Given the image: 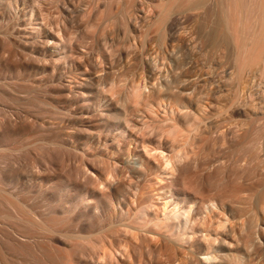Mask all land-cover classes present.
<instances>
[{
	"label": "bare ground",
	"instance_id": "bare-ground-1",
	"mask_svg": "<svg viewBox=\"0 0 264 264\" xmlns=\"http://www.w3.org/2000/svg\"><path fill=\"white\" fill-rule=\"evenodd\" d=\"M33 1L37 6V0ZM155 2L156 24L168 32L160 42L178 52L163 51L142 61L138 54L128 56L137 69L141 65L142 73L131 79L132 90L126 99L115 97L113 86L106 91L111 94L109 99L102 98L104 90L95 97L91 93L90 104L86 97L89 85L80 82L79 94L71 101L66 99V86L59 84L53 88L58 98L45 102L23 96L14 82L0 84V100L6 103L0 109V154L4 145L31 131L34 125L28 120L43 114L42 104L51 111H58L57 105L77 104L79 112H73L82 115V123L92 124L94 117H100L107 132L89 135L96 149L89 163L76 166L75 162L70 174L57 171L55 158L67 161L71 151L67 158L69 153L56 157L51 150L52 155L39 151L41 157L34 158L41 163L39 171L36 168L39 173L35 161V166L28 163L34 174L43 177L38 186L10 193L0 185V264H264V0ZM183 19L193 27L194 36L206 32L205 28L210 30L198 41L178 39L173 31ZM244 22L251 25L244 26ZM50 32L43 29L45 42L42 50L37 49L46 55L51 49L47 44L61 37ZM199 44L209 51L202 47L199 51ZM71 52L73 57L80 55L75 46ZM110 60L109 70L104 61L101 66L106 70L97 63L85 67L90 74H99L89 79L93 88L115 83L113 70L122 53L111 55ZM165 63L171 65L168 70ZM73 64L79 70L83 65ZM82 97L87 98L86 104H80ZM91 128L96 131L99 123ZM22 159L26 162L28 158ZM23 197L33 203L39 200L42 206L38 211L29 209L32 203L27 205Z\"/></svg>",
	"mask_w": 264,
	"mask_h": 264
},
{
	"label": "rangeland",
	"instance_id": "rangeland-1",
	"mask_svg": "<svg viewBox=\"0 0 264 264\" xmlns=\"http://www.w3.org/2000/svg\"><path fill=\"white\" fill-rule=\"evenodd\" d=\"M89 1H90V3H89ZM155 1L156 0H83V1L82 0H37V6H34L36 3L33 0H2V1L0 0V15H1L0 16V82H1L0 84L3 85L6 82L13 84L12 82H14V83H16L14 85V88L17 87L15 89L17 91H20L21 93H23L24 94V95L22 94L23 96H26V94H27V96L30 99L32 97L36 96L41 101L43 100L45 102H47L48 100H51V99L54 100L56 97L58 98V95L55 93L53 88L55 86H58L59 84L66 86V88L68 89V92L66 93V95H67L66 99L68 101H71L72 100L71 97L73 98L75 96L74 94H79L78 88L80 87L81 83H83L85 85H87V84L89 85L88 86L89 96L86 95V97H89L88 103H90V104H92V101H93L92 100L93 94L95 97V95L96 94L98 95L101 90L102 91L104 90V93L101 91V93H103V96L101 95L102 98L107 97L109 99L111 94H109L110 92L109 93H107V92H108V90L110 91V89L113 86L115 87V92H116L115 97L119 98L118 96H121L122 99H124V97L126 95L127 96L130 95L129 90H132V88H131L132 84L131 83L133 80H131V79H134L137 76V74L139 75L142 73V69L140 68L141 65H139L138 69H137L134 66V62L129 60L130 58H128V56H131V54L132 55L138 54L139 57L141 58V61H142L143 59L156 58L157 56L160 55V52H163V51H164V53L169 51L168 52L169 54L172 52L173 53L178 52L177 51L178 48H176L177 52H174L175 48H173L174 50L172 51L171 50L172 48L168 49L163 44H161L164 41L165 35H167L168 32L165 33L163 31V28H161L158 24H156V21H158V13H157L158 9L156 10V8L154 7V5H156V4H154V3H156ZM71 2L73 4L75 3V5L77 4L78 6L76 5L74 7ZM131 2H133V3H131ZM7 3L8 4L10 3V5H8ZM68 6H69L70 10L68 9ZM129 9H131V10H129ZM217 12H218V10H217ZM35 13H36V15H34V18H33V14H35ZM64 15H66V18ZM141 16H143V17H141ZM19 17H21L20 18L21 20L19 19ZM72 17L74 20L72 19ZM23 18L25 20H23ZM29 18H31V19L29 20ZM37 18H40V19H38L39 22H38ZM68 18L71 20H69ZM32 19H34L35 21L34 20L32 21ZM17 20L19 23H17ZM30 21H32V22H30ZM41 21L46 22V24L44 25ZM135 21H136V23H135ZM151 21H154V22H151ZM182 21L184 23H186L187 25L184 24ZM182 21H181V25L179 24V26H177L175 28V30L173 31L175 36L178 39L182 38V39L186 40L185 38H187V40H188V38H189L190 41L191 40L192 41H198L199 38L202 36V34L204 35V33L206 34L207 31L210 30V28L209 29L205 28V30H207L206 32L204 31V33H201V35H200V32H198L196 34V36H194L195 31H194V29L192 30L193 27H189L190 26V25L188 26L189 23L187 21H185L184 19ZM208 21L211 22V20H208ZM26 22H27V25H26ZM40 22H41V24H39ZM207 23H209V22H207ZM244 23H246V22H244ZM19 24H20V26H19ZM72 24H74V25L72 26ZM247 24L251 25V23H246L244 26H247ZM46 25H47V27H46ZM151 25H152V27H151ZM209 25H211V23ZM207 26H208V24H207ZM26 27H28V28H26ZM24 28H26V29H24ZM39 28H42V31H41V29L39 30ZM67 28H68L69 32H67ZM20 29H22V31ZM43 29L46 31H49V32H50V29H51V32L56 31L55 33L52 34V35H54V37L56 35L59 37L61 36L60 37L61 41L59 38H56L55 42L50 41V43L51 42L52 43L47 44L49 47H51L50 54H47V55L41 51L42 47L44 45V42H45L43 35H41L43 33ZM129 29H130V31H129ZM19 30H20V32H19ZM8 31H9V33H7ZM148 31H149V33H148ZM39 32H41V33H39ZM58 32H61L62 35ZM13 33H15V34H13ZM67 33L70 36H68ZM72 33H73V35H72ZM4 34H6V35L4 36ZM58 34H60V35H58ZM63 35H65V36H63ZM3 36H4V38H3ZM145 36H146V40H145ZM190 36H191V38H190ZM12 38H14V39H12ZM66 38H67V40H66ZM17 39H19V40H17ZM62 39L63 40L65 39L63 42H65V41L68 42L70 39H72V40H70V42H68L69 47H67L68 43L66 44V42H65V44H66V46H65V44L62 42ZM71 41L74 42L73 45L75 47H77L79 52H80V55H78L79 57L74 56V57H77L75 59H74L73 55L71 56V53H72L71 48L74 47L73 45H71L72 44ZM160 41H162V42H160ZM57 42H58V44H55V45L53 44V43H57ZM32 43H34V44L32 45ZM106 43L109 44L108 45L109 47H107V48H106V46H107ZM60 44H61V46H59ZM50 45H52V46H50ZM197 47H198L199 51L202 48L205 51H207L206 49H208V51H209V48L203 47L200 44ZM37 49H41V50L37 51ZM97 49H98V51H97ZM66 50H67V52H66ZM106 50H107V52H106ZM131 50H133V51H131ZM54 51H55V53H54ZM87 51H88V53L90 52L89 53L90 55L86 54ZM16 52H18V53H16ZM83 53H84V56H81V55H83ZM107 53L109 54V58H108ZM121 53H122V60H121L120 64L117 65L118 67L116 66V68L113 70L116 72L114 75L116 77V78L114 77V80H116V81H114L115 83H113V85H111V83H106V84L102 85V87H94L93 88V86L89 84V81H90L89 79H93V77L96 78V76L99 74H97V75L95 73L90 74V70L87 71L86 68L90 69L91 64L97 63V65L99 67L102 68L104 66L107 70H109L111 68V65H110L111 60L109 61L111 55L121 56ZM157 53H159V54H157ZM106 54H107V56H106ZM154 54H155V56H154ZM69 56H71V57H69ZM93 56H94V58L90 59ZM72 57H73V60H71ZM81 58L85 62L80 60ZM84 58H86V59H84ZM96 58L98 59V61ZM101 59H103L104 63ZM57 61L58 62L60 61V63H58ZM73 61H74V63L77 62V63L83 64L82 67L80 68V70L74 66ZM80 61H82V62H80ZM128 61L129 62L131 61L133 63H128ZM98 62H99V64H98ZM102 63H103V66H101ZM68 64H69V66H67ZM129 64H131V66ZM84 65H86V66H84ZM261 66H259L260 69H262ZM165 67H166V70H168L171 67V65L169 63H165ZM76 70H77V72H76ZM116 70H118V71H116ZM256 70L259 71L258 67H256ZM58 71L62 72V73H60V76H58L59 75ZM83 74H84V76H83ZM134 74H136V75H134ZM215 74H218V72H216ZM74 75H77L78 78H77V76H74ZM53 76H55V77L58 76V77L53 80ZM217 76L218 75H216V77ZM219 77L220 76H218V79H220ZM146 78H148V77H146ZM2 82H4V83L2 84ZM143 83L145 84V80H141V84H143ZM68 86H70V87H68ZM20 88H21V90H19ZM71 88H72V90H71ZM61 91H63V90H61ZM77 91H78V93H77ZM29 92H30V94H29ZM74 92H76V93H74ZM146 92H148V90ZM91 93H93L92 96L90 95ZM71 94H72V96H71ZM69 97H70V99H69ZM86 97L85 98L82 97L79 99L80 104H86L87 103ZM126 98L127 97H125V99ZM104 103L105 102H103V104ZM3 105H6V103L4 101L0 100V109L2 108ZM77 106L78 105L74 104V103H73V105L70 104V106L68 105V103L57 105L58 111H56V109H54V110H55V112L60 113L58 115L56 113H53L54 110L51 111L49 106L45 107V105L42 104L41 107L43 110V114L41 116L36 115L34 117L32 115L30 117L32 120L31 119H30V121L28 120V122L30 124L34 125V127L29 132L30 134L29 133L28 134H22L24 136H21L19 138L20 141H19V139L17 141H15L14 142L15 144L14 143L13 144L8 143V144L4 145V148L2 146L3 149L2 148L1 149L4 152H2V150H1V154H0V165H1L0 170H2V168H3L2 172H0V179H1L0 185H2V187L5 190H7L10 193H13V192L15 193L16 189H17L16 192L21 191L25 188H29L31 186H36V184L38 186L39 183L42 182L41 181L43 179L42 175L36 174V172L39 171V166L41 164V163L37 164V161H36V159L38 158L37 154L39 155V151L42 154H46L47 152L50 154L49 151L51 150V152H53V155L56 157L61 156V155L63 156V154H64L63 152H65V154L69 153L66 156V158L71 154L70 153V151H71L72 156L70 155L68 157L67 161L64 158H62L64 160V162H63V161H61L62 159L60 157H59L60 159L54 157L55 158V166H56L55 168L57 169L58 172H59V170L63 171L62 173L66 172L65 175L70 174V171L72 170L71 167L74 169L75 162H76V166L89 163L88 158L91 157V155L94 153V151L96 149L95 146L92 143H90V141H88L89 135L92 132H93V134H95V133L96 134H107L106 122H105V120H103L100 117H94L92 119V122H93L92 124L82 123V119H81L82 115L74 113V112H79L77 110ZM37 108H39V105L37 106ZM34 109H35V107H34ZM100 110H103V107ZM66 113H68L69 115H67ZM0 115H2V112H0ZM60 115L61 116L66 115V116L65 117L63 116L64 117L63 118ZM70 115H73V116H70ZM74 115H76V116H74ZM2 117L3 116H0V119ZM40 117H41V119H40ZM66 117L68 118L67 120H66ZM36 122H37V124H36ZM98 123H99V128L96 131H94L91 128V125L98 124ZM43 126H46V127H43ZM34 128L37 130H33ZM79 128H81L82 130ZM89 130H90V132H88ZM99 131H101L102 133ZM33 134H35V135H33ZM27 136H28V138H27ZM65 138H66V140H64ZM45 145H46V148H44ZM63 145H66L67 147H65ZM42 146H43V148H42ZM60 146L64 147V150ZM35 147H36V149H35ZM47 147L48 148L50 147V148L48 149ZM56 147L60 149V150L58 149L59 151H57L60 153L59 155L56 152V150H57ZM39 148H41V149H39ZM21 149H24V150L22 151ZM65 149H67V150L65 151ZM32 151L34 153L35 152L36 153L33 154ZM67 151H69V152H67ZM54 152H56V153H54ZM30 153H32V155ZM22 154H24V155H22ZM25 154H27V155H25ZM42 154H40L39 157H41ZM28 155L30 157H28ZM50 155H52V153ZM26 156L28 159L29 158L31 159V157H32V159H31L32 161H30V159L28 160L26 158ZM24 157H25V159L28 160V162L26 160L27 165L24 164V162H25L23 160ZM35 157H36V159H34ZM64 157H65V155H64ZM21 158H23L22 159L23 161H21ZM69 158L73 161V163L71 160H70L71 161V163H70ZM85 158H86V161H85ZM17 159H18V161L16 162ZM59 160L61 161V163L63 162V165L60 163ZM34 161L37 164L36 166L34 165L35 164ZM15 162H16L18 168L16 167V164H14ZM28 163H30V164L32 163V166H35V168L33 167L35 170L38 166V168H37L38 171L36 170V172H35L36 175L34 174V169L32 168V166L30 164L29 165L33 171L31 170V168L28 169V167H29ZM65 163L66 164L70 163L72 166L69 164L70 166L67 167V165ZM12 165H14V166H12ZM23 165L28 166V167L24 166L25 171L23 169L24 168ZM57 165H59V166H57ZM60 165H61V168H60ZM65 165H66V167H65ZM6 166H8V167H6ZM10 166L12 168L13 167L14 168L12 169V168H10ZM19 166H21V168ZM58 167H59V169H58ZM4 168L7 172L4 170ZM65 168H66V171L63 170ZM15 169H16V171H15ZM21 170H22V172H21ZM30 170L32 172H30ZM9 171H10V173H9ZM17 171H18V173H17ZM26 171L28 174H26ZM67 171H69V172L67 173ZM32 173H33V175H35V177L32 176ZM16 174L17 175L20 174V175L16 176ZM29 174L31 175V177ZM14 175L16 176V178ZM27 175H29L28 176L29 178L27 177ZM38 175H41V176L39 177ZM2 176H3V178H1ZM32 178H35V179H32ZM28 179H31L30 181H32L33 183L30 182ZM37 180H39V181H37ZM29 182H30V184H29ZM15 187H17V188H15ZM22 199L26 202L27 205L29 203H32V205L31 204L28 205V208L32 209L34 211H38V207L42 206V203L39 200H36L33 203V202H31V200L28 201L29 199H27V198L23 197ZM35 207L37 208V210L35 209ZM9 250L11 251L12 254H17V251L14 248H10Z\"/></svg>",
	"mask_w": 264,
	"mask_h": 264
}]
</instances>
